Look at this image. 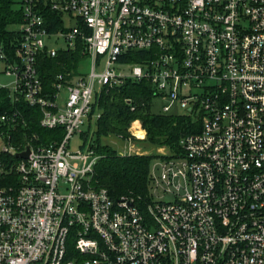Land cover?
Here are the masks:
<instances>
[{
    "label": "built area",
    "instance_id": "2783aa9c",
    "mask_svg": "<svg viewBox=\"0 0 264 264\" xmlns=\"http://www.w3.org/2000/svg\"><path fill=\"white\" fill-rule=\"evenodd\" d=\"M14 5L23 17L9 44L0 34V74L12 77L0 88L61 136L45 142L18 110L0 115V264H264V0ZM67 50L83 59L48 91L39 61ZM126 80L149 81L163 112L178 107L195 126L180 153L152 162L145 207L93 183L97 96ZM146 136L135 119L117 138Z\"/></svg>",
    "mask_w": 264,
    "mask_h": 264
},
{
    "label": "trees",
    "instance_id": "16d2710c",
    "mask_svg": "<svg viewBox=\"0 0 264 264\" xmlns=\"http://www.w3.org/2000/svg\"><path fill=\"white\" fill-rule=\"evenodd\" d=\"M15 0H0V34L7 44L11 40L9 25L22 21L21 11L15 8ZM49 29L54 30L49 12ZM57 19V18H56ZM142 52H133L132 61H139ZM83 59L79 50L61 51L57 57L43 56L39 61V73L48 91L53 88L55 74L74 69ZM126 99H131L128 103ZM153 87L149 81L126 80L122 85L105 86L97 96L96 105L100 109L97 119V131H94L92 148L100 155L94 169L93 183L96 187L106 188L109 194L118 199L124 195L139 198L145 207L148 193L149 173L152 162L162 156L151 154L121 155L114 147L102 141V137L114 135L120 138L129 136V127L133 120L140 119L147 130L146 140L152 145L168 146L173 153L181 152L180 141L184 134L194 129L193 118L188 115L155 112ZM135 106V109H132ZM15 110L21 112L30 127L38 132L45 142L61 136L60 129H43L39 126L41 112L25 101L13 102L8 89L0 88V115ZM82 136L87 138L88 131Z\"/></svg>",
    "mask_w": 264,
    "mask_h": 264
},
{
    "label": "rangeland",
    "instance_id": "374dc122",
    "mask_svg": "<svg viewBox=\"0 0 264 264\" xmlns=\"http://www.w3.org/2000/svg\"><path fill=\"white\" fill-rule=\"evenodd\" d=\"M90 60L88 58H85L82 63V67L85 70H89L90 68ZM12 81V77L6 76L5 74H0V85L1 84H9ZM63 95H67V91L63 89ZM164 102L160 99L157 98L154 101L152 109L155 112H159L163 110ZM183 111L179 109L178 107H174L170 113H182ZM90 128L89 124L86 123L85 125L82 126L83 131H88ZM91 128L94 131H97V121H93V124L91 125ZM140 134V132H138ZM147 138V136H146ZM145 139H140V140H133L131 143L125 142L124 140L118 139L114 135H110L109 137H102V141L104 143H108L116 149V151H122L124 149H129V147L132 145L134 147V150L136 151L137 154H157V155H163L164 153H172V150L168 146H156L152 145ZM82 144V137L80 133H76L70 143V148L72 150H76L81 147ZM165 199H170V197H166Z\"/></svg>",
    "mask_w": 264,
    "mask_h": 264
},
{
    "label": "water",
    "instance_id": "95a60500",
    "mask_svg": "<svg viewBox=\"0 0 264 264\" xmlns=\"http://www.w3.org/2000/svg\"><path fill=\"white\" fill-rule=\"evenodd\" d=\"M28 155H29V150L18 154L19 157H24V158L28 157Z\"/></svg>",
    "mask_w": 264,
    "mask_h": 264
},
{
    "label": "bare ground",
    "instance_id": "6f19581e",
    "mask_svg": "<svg viewBox=\"0 0 264 264\" xmlns=\"http://www.w3.org/2000/svg\"><path fill=\"white\" fill-rule=\"evenodd\" d=\"M141 135V134H140Z\"/></svg>",
    "mask_w": 264,
    "mask_h": 264
}]
</instances>
